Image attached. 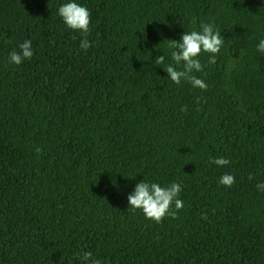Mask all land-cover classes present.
<instances>
[{
	"label": "trees",
	"instance_id": "obj_1",
	"mask_svg": "<svg viewBox=\"0 0 264 264\" xmlns=\"http://www.w3.org/2000/svg\"><path fill=\"white\" fill-rule=\"evenodd\" d=\"M67 2L91 14L86 51ZM201 23L225 40L198 57L206 91L164 71L165 40ZM262 39L264 0H0V264H264ZM143 179L182 186L178 218L127 209Z\"/></svg>",
	"mask_w": 264,
	"mask_h": 264
},
{
	"label": "clouds",
	"instance_id": "obj_2",
	"mask_svg": "<svg viewBox=\"0 0 264 264\" xmlns=\"http://www.w3.org/2000/svg\"><path fill=\"white\" fill-rule=\"evenodd\" d=\"M58 15L68 30L79 31L84 35V38L80 40L79 48L84 51L89 49L92 46L86 38L91 17L89 10L76 2H67L58 8ZM165 41L168 42L172 61L164 69L167 78L175 85H180L181 81L184 80L190 83L193 88L206 91V83L193 73L202 72L205 67L198 58L202 53L209 55L208 65L216 63V54L220 52L225 42L221 32L211 23H201L198 31L184 32L179 42L174 40ZM18 47L19 51L13 50L9 53L7 61L17 66L25 60H30L34 54L31 40H24ZM256 50L264 53V39L259 41ZM154 63L157 65L164 64L165 56L157 57ZM181 111L186 112V106H183ZM35 151L38 155L41 154L40 148H36ZM209 162L217 167H224L230 163L224 157L210 158ZM248 178L249 180L253 179L251 174ZM218 183L230 188L235 183V177L232 174H223ZM256 187L258 190L264 191V183H258ZM181 191L182 186L176 182L168 186H161L158 183H149L143 179L135 185L134 191L127 196V209H131L133 212L140 211L145 219L157 224L161 223L166 216L176 219L179 210L183 208V201L178 198ZM207 218V214L202 213L201 219L207 220ZM79 258L81 264H101V261L94 258L90 251L83 252Z\"/></svg>",
	"mask_w": 264,
	"mask_h": 264
}]
</instances>
